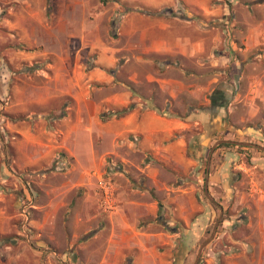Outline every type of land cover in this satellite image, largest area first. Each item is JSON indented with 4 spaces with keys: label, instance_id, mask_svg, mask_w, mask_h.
<instances>
[{
    "label": "crops",
    "instance_id": "1",
    "mask_svg": "<svg viewBox=\"0 0 264 264\" xmlns=\"http://www.w3.org/2000/svg\"><path fill=\"white\" fill-rule=\"evenodd\" d=\"M0 13L8 82L10 65H41L13 83L0 155L11 193L0 200L33 182L45 244L91 234L77 247L83 264H172L174 239L155 218L166 208L189 224L203 210L200 167L212 153L211 193L234 197L246 219L221 264H264V0H0Z\"/></svg>",
    "mask_w": 264,
    "mask_h": 264
},
{
    "label": "rangeland",
    "instance_id": "2",
    "mask_svg": "<svg viewBox=\"0 0 264 264\" xmlns=\"http://www.w3.org/2000/svg\"><path fill=\"white\" fill-rule=\"evenodd\" d=\"M114 1L109 0L104 4L101 0H93V4H98L100 6L108 5ZM1 14V13H0ZM4 14V13H2ZM1 14V15H2ZM2 17L0 16V19ZM3 31V27L0 26V32ZM4 59H0V155L2 156V151L4 150L5 139H7L4 130V116L8 114L7 105H9V97L13 94V83L15 80L17 82L26 84L27 79L21 80L17 78L20 75L25 74V70L28 73H34L36 69L28 71L27 68H33L37 64L34 62L31 66L26 69H17L10 65L13 71L11 78V84L8 82V73ZM41 66V65H40ZM41 68V67H40ZM32 78L36 75H29ZM30 79V78H29ZM29 81V80H28ZM32 81L40 82L38 78H33ZM56 103V101H55ZM64 104H61L60 110ZM34 109V108H33ZM59 110V113H62ZM264 147V146H263ZM202 162L200 170H202L203 178L201 179L198 190L197 198L198 203L203 207V210L196 213L189 224H186L183 220L173 216L172 212H168L164 209L163 218L174 227L177 231H171L166 229V227L160 223L159 215L155 218L157 224L161 225L162 229L174 239V244L172 246V251L170 253V259H172V264H181L184 257L189 258L190 264H211L213 261L215 264H221L227 256L233 255L238 251L228 249L229 242V232L237 229L239 226H243L245 219L244 210L240 207L237 210L233 209L234 202L233 199L227 200V197L222 200H217L211 193L209 182L207 178L212 172V156L211 158L208 153L202 156ZM210 159V161H209ZM118 164V163H117ZM1 181V179H0ZM27 182V181H26ZM113 179L106 175L102 178L101 186H105V192L103 196V203L107 208H113L115 206V196L113 189ZM26 185L17 190L13 201L5 202L0 200V264H83L82 261L79 262L80 254L82 251L78 250V244L83 242L81 238L85 234H81L79 239L73 247L69 243V237L65 235L68 231V227L65 225V219L59 218L58 227H56V232L58 237L63 241L67 240L66 246L54 247L52 244H45L42 238H44L43 231L37 232L34 226L35 215L33 213L35 200L37 199L34 189L35 186L33 182L25 183ZM9 186L4 182H0V192L4 194L9 193ZM14 187V186H13ZM208 189V194L206 193ZM26 192H25V191ZM111 191L112 196V206L105 203L107 192ZM11 193V192H10ZM223 194H225L223 192ZM30 195V197L28 196ZM36 197V198H35ZM214 198V201L210 199ZM16 200V202H14ZM224 200V201H223ZM27 205V212L29 218V224L27 227L23 226L26 217L23 215V208ZM227 206V208H226ZM226 208V209H225ZM4 209V210H3ZM3 210V211H1ZM30 210H32L30 212ZM64 212V211H61ZM64 216V215H63ZM205 217L202 223V228H200L199 233L194 231V226L200 221L201 217ZM221 217V218H220ZM33 221V222H32ZM32 224V226H31ZM62 226L60 227V225ZM51 231V230H49ZM181 231V232H180ZM56 251V252H55ZM189 252V253H188ZM248 253V252H247ZM188 254V255H187ZM213 260V261H212ZM47 261V263H46ZM125 263V262H124ZM123 263V264H124ZM128 264L130 262L128 261Z\"/></svg>",
    "mask_w": 264,
    "mask_h": 264
},
{
    "label": "trees",
    "instance_id": "3",
    "mask_svg": "<svg viewBox=\"0 0 264 264\" xmlns=\"http://www.w3.org/2000/svg\"><path fill=\"white\" fill-rule=\"evenodd\" d=\"M104 4H106L109 0H101ZM111 1H118V0H111ZM40 65H36L34 66L33 68L29 67L27 68L28 71H31L32 69H36V68H39ZM137 106L136 103H130L129 105L127 106H124V107H121V108H113V109H110L108 112H105V113H102L101 116L103 119L105 118H108V117H111L113 115H116V116H122L126 113H128L129 111H131L132 109H134L135 107ZM218 136V134H216ZM222 144H220L219 146H221ZM223 145H226V146H233L232 144H223ZM235 146V145H234ZM238 147H242V146H238ZM159 207L162 208L163 207V204L162 202H159ZM159 221L161 224H163L166 229L168 230H171V231H174V227H171V225H169V223L166 221V219L163 218V216L159 213ZM175 231H177L175 229ZM91 234H87V235H84L81 240L84 241L86 240ZM128 261L130 260H127L124 264H128Z\"/></svg>",
    "mask_w": 264,
    "mask_h": 264
},
{
    "label": "built area",
    "instance_id": "4",
    "mask_svg": "<svg viewBox=\"0 0 264 264\" xmlns=\"http://www.w3.org/2000/svg\"><path fill=\"white\" fill-rule=\"evenodd\" d=\"M107 188V187H106ZM106 198L107 199H105V203L107 204H109V206H112V202H111V200L113 199L112 198V196H111V191H110V193H109V191L107 192V196H106ZM27 205H25L24 206V208H23V215L26 217V220H25V222L23 223V226L24 227H27L28 226V224H29V218H28V212H27Z\"/></svg>",
    "mask_w": 264,
    "mask_h": 264
},
{
    "label": "water",
    "instance_id": "5",
    "mask_svg": "<svg viewBox=\"0 0 264 264\" xmlns=\"http://www.w3.org/2000/svg\"><path fill=\"white\" fill-rule=\"evenodd\" d=\"M222 142H234V143H236V144H251V145H256V144H254V143H245V142L228 141V140H222V141H219V143H222ZM260 148H262V149L264 150V147H261V146H260ZM213 150H214V148L212 149V152H213ZM211 154H212V153H211ZM211 154H210V157H209V158H211ZM209 161H210V159H209ZM206 193L208 194V189H206ZM210 199H211L212 201H214V198L210 197ZM220 218H221V217H220Z\"/></svg>",
    "mask_w": 264,
    "mask_h": 264
}]
</instances>
